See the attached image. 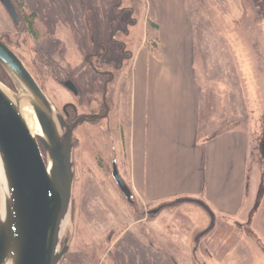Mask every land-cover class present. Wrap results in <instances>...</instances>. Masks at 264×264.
I'll return each mask as SVG.
<instances>
[{
    "label": "rangeland",
    "instance_id": "1",
    "mask_svg": "<svg viewBox=\"0 0 264 264\" xmlns=\"http://www.w3.org/2000/svg\"><path fill=\"white\" fill-rule=\"evenodd\" d=\"M11 1L21 25L0 4V39L60 114L76 100L61 85L69 78L80 90L78 103L85 106L86 92L96 93L99 78L86 53L121 38L125 7L138 21L130 28L133 59L108 86L110 117L74 132L72 203L61 234L69 248L60 264H264V0H184L195 47L189 57L181 54V63L188 76L192 68L200 93L199 191L157 204L133 193V206L115 184L112 164L129 186L134 58L140 53L143 63L149 53L157 60L176 53L168 37L176 31L166 18L158 47L150 0ZM23 18L29 25L33 18L32 33ZM9 80L0 84L18 94Z\"/></svg>",
    "mask_w": 264,
    "mask_h": 264
},
{
    "label": "water",
    "instance_id": "2",
    "mask_svg": "<svg viewBox=\"0 0 264 264\" xmlns=\"http://www.w3.org/2000/svg\"><path fill=\"white\" fill-rule=\"evenodd\" d=\"M0 4L19 27L21 18L12 1L0 0ZM0 65L18 92L0 84V160L8 192L4 216L0 213V264H60L69 248V238L63 242L61 234L72 203L74 132L83 120L69 125L22 60L1 39ZM61 85L78 94L73 81ZM23 101L34 111L42 136L34 135L28 127L20 111ZM261 150L264 157V143ZM112 177L133 206V192L115 159ZM160 211L157 208L150 214Z\"/></svg>",
    "mask_w": 264,
    "mask_h": 264
},
{
    "label": "crops",
    "instance_id": "3",
    "mask_svg": "<svg viewBox=\"0 0 264 264\" xmlns=\"http://www.w3.org/2000/svg\"><path fill=\"white\" fill-rule=\"evenodd\" d=\"M153 8L158 47L163 46L167 21L171 30L176 31L174 36H168L174 37L169 48L176 53L171 50L159 60L149 53L143 63L140 53L134 58L129 186L145 204L164 203L188 192L196 194L202 150L195 139L200 122V93L195 88L192 68L188 76L180 57L183 52L189 57V51L195 47L185 1L150 0L147 13ZM207 144L206 153L210 154L212 143Z\"/></svg>",
    "mask_w": 264,
    "mask_h": 264
},
{
    "label": "flooded vegetation",
    "instance_id": "4",
    "mask_svg": "<svg viewBox=\"0 0 264 264\" xmlns=\"http://www.w3.org/2000/svg\"><path fill=\"white\" fill-rule=\"evenodd\" d=\"M127 10L128 13H126ZM122 12L123 14L121 17L123 18L124 25H121L120 29L117 31V33H120L121 38L116 39L114 37L111 39V43H96L93 45L92 51L89 50L86 53V64L89 69H92L98 76L99 83L94 87L96 88V93L93 96H91V94L88 95L86 92L85 106L81 103L82 101L80 103L77 102L79 98L82 100L78 86L72 78L68 79L73 81L78 90V94H74L67 90L72 98H76V100L66 104L64 106L65 111L63 108L61 112L69 125H72L78 120H83L79 126L84 123H86V125H92L100 123L103 120H108L110 117L111 107L108 102V86L115 80L116 74H121L133 59V52L130 50V47L135 44V37L132 35L130 28L134 29L138 26V21L134 19V12H132L131 9L125 7ZM24 24L27 26L28 32L32 33L34 31L32 23L30 22L29 25L27 19L24 20ZM106 89L107 93L105 92ZM83 107L86 108V111H83Z\"/></svg>",
    "mask_w": 264,
    "mask_h": 264
},
{
    "label": "bare ground",
    "instance_id": "5",
    "mask_svg": "<svg viewBox=\"0 0 264 264\" xmlns=\"http://www.w3.org/2000/svg\"><path fill=\"white\" fill-rule=\"evenodd\" d=\"M3 88V87H2ZM4 89V88H3ZM5 90V89H4ZM20 111L22 112L23 117L25 118L28 127L30 128L31 132L34 135L42 136V130L40 128V125L37 121V118L34 114V111L32 110L31 106L27 101H23L20 104ZM51 166V161L49 160V167ZM0 182H1V210L0 213L2 216H4L5 213V201L8 196L6 182L4 178V173L2 169V164L0 160Z\"/></svg>",
    "mask_w": 264,
    "mask_h": 264
},
{
    "label": "trees",
    "instance_id": "6",
    "mask_svg": "<svg viewBox=\"0 0 264 264\" xmlns=\"http://www.w3.org/2000/svg\"><path fill=\"white\" fill-rule=\"evenodd\" d=\"M32 19H31V23H32ZM0 80H5L11 84L7 73L4 71V69L1 67V65H0Z\"/></svg>",
    "mask_w": 264,
    "mask_h": 264
}]
</instances>
